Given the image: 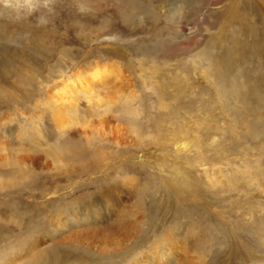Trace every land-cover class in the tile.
<instances>
[{"label": "rangeland", "instance_id": "rangeland-1", "mask_svg": "<svg viewBox=\"0 0 264 264\" xmlns=\"http://www.w3.org/2000/svg\"><path fill=\"white\" fill-rule=\"evenodd\" d=\"M103 64L121 136L83 95L62 130L54 90ZM0 264H264V0L0 19Z\"/></svg>", "mask_w": 264, "mask_h": 264}, {"label": "bare ground", "instance_id": "bare-ground-1", "mask_svg": "<svg viewBox=\"0 0 264 264\" xmlns=\"http://www.w3.org/2000/svg\"><path fill=\"white\" fill-rule=\"evenodd\" d=\"M120 76L121 71H119L118 66L103 64L96 66L93 70H90V72H81L80 74L73 75L71 78L63 80L52 94L55 108L64 111V115L58 113L56 118L61 129L69 131L76 126L75 120H71L66 113L70 110H76V99L79 95H83L94 103V109L91 111V118H88L85 124L83 122L85 125V128L83 127L85 132L91 131L92 125H96L97 127L108 125L109 130L116 133L117 137H120L122 129L118 123L114 124L111 119L116 100L106 93V90L111 84L113 85V83L119 82ZM101 234L104 235L102 230L93 233V235L96 236H100Z\"/></svg>", "mask_w": 264, "mask_h": 264}, {"label": "clouds", "instance_id": "clouds-1", "mask_svg": "<svg viewBox=\"0 0 264 264\" xmlns=\"http://www.w3.org/2000/svg\"><path fill=\"white\" fill-rule=\"evenodd\" d=\"M55 5L56 0H0V19L21 21L34 18L37 26H46Z\"/></svg>", "mask_w": 264, "mask_h": 264}]
</instances>
